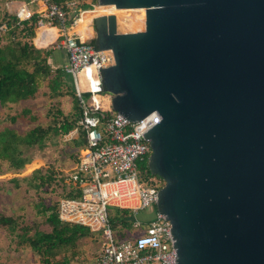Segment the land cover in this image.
Listing matches in <instances>:
<instances>
[{"label":"water","instance_id":"1","mask_svg":"<svg viewBox=\"0 0 264 264\" xmlns=\"http://www.w3.org/2000/svg\"><path fill=\"white\" fill-rule=\"evenodd\" d=\"M111 109L156 111L150 173L176 264H264V0H97Z\"/></svg>","mask_w":264,"mask_h":264},{"label":"built area","instance_id":"2","mask_svg":"<svg viewBox=\"0 0 264 264\" xmlns=\"http://www.w3.org/2000/svg\"><path fill=\"white\" fill-rule=\"evenodd\" d=\"M81 5V0L4 2L5 9L15 14L17 24L35 12V31L56 29V36L47 46L65 50L67 61L61 69L72 77L82 109L77 127L84 131L86 145L79 150L74 168L64 179L78 189L79 195L58 199V218L103 236L104 243L91 264H176L170 222L155 211L162 181L148 171L151 148L143 137L160 121V115L153 111L130 121L111 109V94L102 86V67L113 64V55L110 50L97 49L91 41L93 36L85 39L73 30L86 11L80 9ZM90 22L92 25V19ZM7 28L6 23H1L0 35ZM85 92L89 93L86 98ZM101 95L108 97L107 107L100 106L96 99L89 104L90 99ZM109 207L128 210L134 217L130 236L117 238L110 224ZM149 208L154 215L144 224L137 215Z\"/></svg>","mask_w":264,"mask_h":264},{"label":"trees","instance_id":"3","mask_svg":"<svg viewBox=\"0 0 264 264\" xmlns=\"http://www.w3.org/2000/svg\"><path fill=\"white\" fill-rule=\"evenodd\" d=\"M5 1L1 0L0 3V24L6 23L8 27L6 32L0 35V108L8 109L12 104L34 98L44 83H47L49 89L47 94L49 99L55 100L63 94H68L73 99L70 112L64 113L58 107L59 103L53 102V106H49L46 112L47 122L36 124L23 133L7 126L0 128V173L11 171L17 173L31 161L33 149H43L50 138H62L76 128L82 116V109L75 89L67 84L63 71L60 68H51L48 63L50 49L37 48L32 43L35 37L37 14L34 12L30 19L19 25L15 14L5 9ZM36 37L35 44L41 45L36 41ZM86 38L89 37L86 36ZM91 41L94 43L93 40ZM67 85L71 88L61 90V87ZM88 96L89 93H83L84 98ZM30 110L29 107L24 106L14 113H7L6 119L15 121L19 114L29 115ZM68 145L78 150L83 148L86 145L84 131L77 127V137L71 138ZM158 178L162 181L160 177ZM64 179L63 174L58 175L57 171L53 172L49 168L40 166L29 175L13 176L2 181L0 189L4 188L5 184L15 188L25 185L26 189L39 193L44 186L60 184L62 187L67 186V191L62 197L78 196V189L65 184ZM33 207L37 214L44 215V221L51 226L50 231L40 230L37 228L38 225L19 226L14 216L4 214H0V226L6 225L8 232L15 236L19 244L30 247L37 256L38 264H70L71 259L76 255L78 240L89 235L90 230L79 224L61 221L56 207L43 204L41 199L34 202ZM118 210L113 216L109 214V220L117 238L120 239L131 235L134 217L128 210ZM18 228L20 231L17 230Z\"/></svg>","mask_w":264,"mask_h":264},{"label":"rangeland","instance_id":"4","mask_svg":"<svg viewBox=\"0 0 264 264\" xmlns=\"http://www.w3.org/2000/svg\"><path fill=\"white\" fill-rule=\"evenodd\" d=\"M93 3H95L96 6L98 5L97 0H94ZM32 7H35V5ZM88 7H90V5L82 4L80 9H85ZM91 9L94 8L91 7ZM86 12H88V10ZM97 15L100 14H96L95 16ZM90 21L91 19L89 20L86 27H88L89 34L93 36L94 32L92 26H90ZM48 42L50 41L46 40L45 43H41V45H46ZM46 47L49 49L52 48L51 46ZM48 93L49 92L47 88H44V91L43 89L39 90L36 96L28 101L12 104L8 109L0 108V128L7 126L15 129L19 133H23L36 124H45L48 120L46 112L49 106H53V102H58V107L64 113L71 111L73 99L70 95L63 94L61 97L55 100H50L47 95ZM24 106H27L31 109L29 115L19 114L15 121L6 119L7 113H14ZM71 150L72 149L68 145V141L61 140L59 137H52L47 142V146L45 148L40 150L33 149L31 151L32 161L29 162L30 164H25V166L19 170V172H1L0 183L1 181L13 176L22 177L29 175L34 169L40 166L49 168V170H52L53 172L57 171L58 175H62V172L64 173L63 170L65 168H69L64 162L65 158L63 155L68 154V151L73 154L74 150ZM75 152L77 153L78 150ZM59 168L62 171H60ZM10 186L11 185L7 186V189H9ZM7 189L0 190V214L14 216L18 220L20 219L28 225H30V223H34L35 221L40 222L42 224H39L37 228H40L44 231H50L51 226L46 221H44V215L36 213L33 203L41 199L43 204L47 206L53 205L56 207L58 199L63 196L65 191H67V186L62 187L60 184H51L50 186H44L39 193L31 189H26L25 185H21L19 189L16 190L11 189L10 191H7ZM149 209L143 211H147ZM118 211V208L109 207V214L111 216L116 214ZM86 242L93 251L97 248V246H101L104 243V238L99 232H91L88 238L85 236L78 240L76 245V255L78 252H82L81 254L84 256L82 259L83 264H86ZM24 250V247H18L16 245L15 236L10 234L6 227H2L0 229V264H35L37 261L35 254H31L28 250L26 251L27 253H25ZM4 251L7 254L4 253Z\"/></svg>","mask_w":264,"mask_h":264},{"label":"crops","instance_id":"5","mask_svg":"<svg viewBox=\"0 0 264 264\" xmlns=\"http://www.w3.org/2000/svg\"><path fill=\"white\" fill-rule=\"evenodd\" d=\"M81 1H82V4L90 5V7L86 8V10H88V12L91 10V7H93V8L96 7L95 3H93V0H81ZM83 14H85V13H83ZM83 14L81 15V17L83 16ZM90 26H92L91 25V22H90ZM77 28H78V26H77ZM85 28H86V30H85ZM78 29L80 30V33H82V35H83L84 38H86V36L87 37L91 36L89 34L88 27L78 28ZM56 33H57V31H56L55 28H53V29H46V30H42V31H35V37H36V34H37L36 41L38 43H40V44L41 43H45L46 40L51 41L56 36ZM44 34H47V37L46 36H43ZM35 37L32 40V43L35 45V47H37V48H45V49L48 48V47H46L47 44L46 45H37V44H35V42H34ZM50 53L51 54L48 57V63L50 64L51 68H53V69L60 68L61 69L62 65L67 61V54H66L65 50L58 49V48H50ZM61 71H62V69H61ZM63 73H64V77L66 79L67 84L73 86L72 77L69 74L65 73V72H63ZM69 85H67L66 87H61V90H65V89L67 90L68 88H71V87H69ZM44 88H47V90L49 92L47 83H44V85L40 88V90L43 89V91H44ZM50 100H52V98H50ZM71 131L68 134H66L65 136H63L62 138H60V139L61 140H65V141H69L71 138L77 137V131H73V132H71ZM71 149H72L71 151L74 150V153L73 154L70 151H68V154H64L63 155V157L65 158V161L64 162L69 167L68 168L69 170L66 169V168L63 170L65 174L62 172V174L64 175V178H66V176L68 175V172H70L74 168V166H75V164L77 162V154H78V152L80 150V149L78 150L77 148H73V147H71ZM76 150H78L77 153L75 152ZM60 171H62V170L60 169ZM6 180L7 179H5L3 181H6ZM2 183L3 182L1 181L0 184H2ZM7 186H9V184H5V187L2 188V189H7ZM11 189L12 190H16V189H19V188H15V187H13L11 185L10 188L7 189V191H10ZM153 215H154V210L149 209L147 211H141V212H139L137 216H138V219H140L141 221L144 222V224H146L153 217ZM14 218L17 221V223H18L19 226L27 225V223L21 221L20 219L18 220L16 217H14ZM39 224L41 225L42 223L37 222V221H35L34 223H30V225H36V226L39 225ZM2 227H6V225L5 226L4 225L3 226H0V229ZM7 230H8V228H7ZM17 230L20 231L19 229H17ZM40 230H42V229H40ZM93 233H96V232H93ZM89 235H87L86 238H88ZM16 245L18 247H24L25 248V250H24L25 253H27L26 251L28 250L31 254H33V252L30 249V247H28V246H26L24 244H19L17 242V240H16ZM99 248H100V245L97 246V248L92 251L91 248H90V246H89V244H87V242H86V264H91L93 262L94 257H95V254L99 250ZM4 253H6V252L4 251ZM81 253L78 252L77 255L73 259H71L70 264H83L82 259L84 258V256ZM36 258H37V256H36ZM35 264H38V260L36 261Z\"/></svg>","mask_w":264,"mask_h":264},{"label":"bare ground","instance_id":"6","mask_svg":"<svg viewBox=\"0 0 264 264\" xmlns=\"http://www.w3.org/2000/svg\"><path fill=\"white\" fill-rule=\"evenodd\" d=\"M96 14H101V5H97L94 9H91L89 12H85L83 16L79 19L78 24L73 28L74 31L80 33L78 28H84L88 24L89 20L95 16ZM78 26V28H77ZM83 37L82 33H80ZM84 38V37H83ZM95 99L97 100L98 104L102 107L108 106V97L107 96H96L89 100V104H94Z\"/></svg>","mask_w":264,"mask_h":264}]
</instances>
